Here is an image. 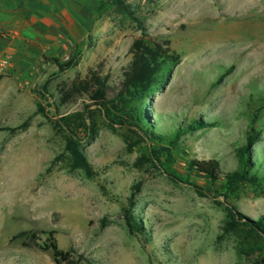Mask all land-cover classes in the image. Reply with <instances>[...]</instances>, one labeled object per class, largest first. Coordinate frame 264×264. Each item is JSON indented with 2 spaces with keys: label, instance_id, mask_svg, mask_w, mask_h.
<instances>
[{
  "label": "rangeland",
  "instance_id": "1",
  "mask_svg": "<svg viewBox=\"0 0 264 264\" xmlns=\"http://www.w3.org/2000/svg\"><path fill=\"white\" fill-rule=\"evenodd\" d=\"M56 3L40 34L0 29V264H54L39 247L49 231L59 249L82 257L79 264H253L255 255L238 253L246 234L222 227L226 209L250 221L264 217V195L243 187L225 199L222 181L213 184L189 165L215 159L222 174L237 170L235 148L255 127L262 132L251 159L264 169V0ZM138 39L179 56L141 104L153 135L176 138L163 166L149 161L148 138L112 122L128 121L118 97ZM90 70L107 77L106 110L86 93L62 103L61 91ZM82 112L81 132L62 127L64 117ZM197 120L212 127L180 130ZM73 133L91 178L70 168L65 146ZM22 171L21 184L12 178ZM125 211L142 234H128Z\"/></svg>",
  "mask_w": 264,
  "mask_h": 264
},
{
  "label": "trees",
  "instance_id": "2",
  "mask_svg": "<svg viewBox=\"0 0 264 264\" xmlns=\"http://www.w3.org/2000/svg\"><path fill=\"white\" fill-rule=\"evenodd\" d=\"M120 8L122 14L128 17L133 16L130 7H125L120 3ZM129 52L131 58L123 71V79L121 82L124 95L118 97L120 104L123 106L126 105L129 108L128 121L119 117L117 121L112 122L119 123L121 126H134V134L142 133L139 135V138L142 140L148 138L151 144L147 146L149 161L153 164L158 163L163 166L164 160H166L165 158H171L170 150L167 146L170 144L174 145L176 138L170 143L153 135L149 131L150 124L144 118V111L141 108V104L149 100L157 92L160 85L165 83L171 68L179 63V56L171 52L168 48H163L160 44L145 39L135 40ZM71 66L69 63L66 67L69 68ZM228 74L225 73L222 75L218 79V83ZM106 91L107 77H101L99 74L90 70L86 79L74 82L69 89L61 91V100L62 103H65L71 100L74 95L86 93L96 106L106 110ZM85 119L84 112L66 116L62 119V127L68 129V131L75 128V132L79 133L85 125ZM94 126V121H91V127ZM210 126L212 127L211 123L197 120L191 122L183 130H180L195 132ZM178 132L179 130L177 131L176 137L179 136ZM261 132V130L255 127H250L246 133L244 143L235 148L238 163L237 170L222 174L220 163L215 159L193 160L190 162L189 168L201 174L213 184L222 181L223 192L221 196L225 199L236 196L243 187H249L257 195H264V169H260L259 167L255 169V165L251 159L252 147L260 140ZM76 136L73 133V135L66 137L65 151L68 153L70 168L72 170H81L86 177L91 178L94 175L93 169L80 150V142ZM139 191L140 183L131 186V193L128 199L130 207L134 206L133 198ZM226 210L227 220L222 227L223 232L225 234L236 233L238 231L244 232L246 238H244L243 242L239 243L238 253L242 255H255L253 264H264V217H260L256 221H250L233 212L231 209ZM125 224L129 235L134 236L136 233H143L141 225L137 222L134 215L128 213V211L125 213ZM25 235L27 233H21L19 236ZM53 235V231L47 232L46 241L39 247L42 251L51 253L54 264H79L83 260L81 256L75 257L70 251L59 249L57 242L53 239Z\"/></svg>",
  "mask_w": 264,
  "mask_h": 264
},
{
  "label": "crops",
  "instance_id": "3",
  "mask_svg": "<svg viewBox=\"0 0 264 264\" xmlns=\"http://www.w3.org/2000/svg\"><path fill=\"white\" fill-rule=\"evenodd\" d=\"M56 2L57 0H0V29L12 30L14 33L18 30H32L40 34L47 28L50 21L48 16H55Z\"/></svg>",
  "mask_w": 264,
  "mask_h": 264
},
{
  "label": "bare ground",
  "instance_id": "4",
  "mask_svg": "<svg viewBox=\"0 0 264 264\" xmlns=\"http://www.w3.org/2000/svg\"><path fill=\"white\" fill-rule=\"evenodd\" d=\"M249 1V0H248ZM27 177H28V174L26 173V172H24V171H22L20 174H19V176H18V178H17V175H14V177L12 178V179H14L15 181H16V179H17V181L19 182V183H24L26 180H27ZM16 178V179H15ZM16 181V182H17ZM20 185V184H19ZM18 190V189H17ZM12 193L14 192V187L12 188V191H11Z\"/></svg>",
  "mask_w": 264,
  "mask_h": 264
}]
</instances>
